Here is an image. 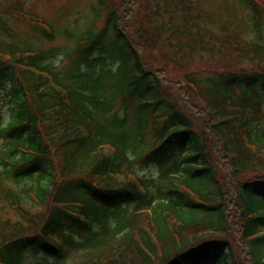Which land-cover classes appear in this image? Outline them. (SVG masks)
<instances>
[{"label": "trees", "instance_id": "16d2710c", "mask_svg": "<svg viewBox=\"0 0 264 264\" xmlns=\"http://www.w3.org/2000/svg\"><path fill=\"white\" fill-rule=\"evenodd\" d=\"M200 3L95 0L64 65L0 19V264H264V39Z\"/></svg>", "mask_w": 264, "mask_h": 264}, {"label": "rangeland", "instance_id": "374dc122", "mask_svg": "<svg viewBox=\"0 0 264 264\" xmlns=\"http://www.w3.org/2000/svg\"><path fill=\"white\" fill-rule=\"evenodd\" d=\"M200 8L205 13L206 21H209L211 32L219 35H235L247 41L261 37L264 39V18L261 27L254 26L253 14L241 0H200ZM264 1V0H263ZM261 3L262 0H261ZM95 0H0V19L6 20L9 26L20 37V41L30 46H38L40 49L50 51L58 50L54 58L55 65L67 63V53H73L78 47V41L90 25L92 6ZM23 5L27 16L33 15L51 26L58 33V38L53 42L39 36L40 33L32 28L33 20L22 17L16 11ZM264 6V3H263ZM4 12H9L7 16ZM24 13V12H23ZM18 40V39H17ZM66 52V53H65ZM8 119V107L3 102L0 93V124ZM142 176L157 177V171L153 167L147 168ZM9 216L16 219L13 212ZM115 223V218L111 220ZM77 255L66 258V264H72ZM220 259L218 254L212 256L208 264H216ZM25 261L29 264L55 263L52 258L41 253L30 252L25 255ZM64 262L60 263L63 264Z\"/></svg>", "mask_w": 264, "mask_h": 264}]
</instances>
